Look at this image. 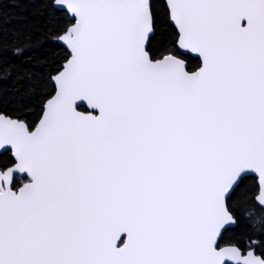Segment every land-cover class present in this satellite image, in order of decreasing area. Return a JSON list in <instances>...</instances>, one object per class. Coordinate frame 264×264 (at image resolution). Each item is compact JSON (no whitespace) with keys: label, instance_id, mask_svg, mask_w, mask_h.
Returning <instances> with one entry per match:
<instances>
[{"label":"snow or ice","instance_id":"obj_1","mask_svg":"<svg viewBox=\"0 0 264 264\" xmlns=\"http://www.w3.org/2000/svg\"><path fill=\"white\" fill-rule=\"evenodd\" d=\"M164 2L175 50L156 59L152 0H48L63 62L0 109V264H264L219 242L250 177L264 231V0Z\"/></svg>","mask_w":264,"mask_h":264},{"label":"trees","instance_id":"obj_2","mask_svg":"<svg viewBox=\"0 0 264 264\" xmlns=\"http://www.w3.org/2000/svg\"><path fill=\"white\" fill-rule=\"evenodd\" d=\"M154 14V32L150 37L147 48L153 58H161L175 50L176 32L168 21L167 10L161 0H152ZM49 7L48 0H0V64L8 68H16L7 76L0 72V97L3 103L0 109L15 115L13 109L19 111L15 103L23 90L30 83L33 72H40L63 62L65 48L59 45L54 36L57 35L55 21L62 26L68 24L67 15ZM17 49L20 54H17ZM187 70L198 68V59L183 55ZM83 110V109H80ZM20 118L32 123L37 122V111L30 107L20 113ZM10 163L8 152L0 154V165ZM257 185L254 178L246 181L244 189L238 191L229 206L236 217L233 228L223 232L220 246L236 245L241 251L252 250L264 258V248L256 244L264 242V231H258L259 225H253L245 218L246 211L251 212L253 206L256 211L259 207L254 202Z\"/></svg>","mask_w":264,"mask_h":264},{"label":"water","instance_id":"obj_3","mask_svg":"<svg viewBox=\"0 0 264 264\" xmlns=\"http://www.w3.org/2000/svg\"><path fill=\"white\" fill-rule=\"evenodd\" d=\"M161 1L164 3V6H165V2H164V0H161ZM165 8H166V7H165ZM56 10L62 11V12H64V13L66 14V10H65V9L57 8ZM67 17H68V19H69V16H68V15H67ZM168 21H169V23L174 27L175 32H177L174 23H173L169 18H168ZM152 34H153V33H152ZM152 34H150V37L152 36ZM57 43H58L59 45H61L63 48H65L64 45H63L61 42H57ZM147 44H148V42H146V47H147ZM180 52H181L183 55H188V56H190V57H192V58H196V59H198V62H199L198 67L200 66V58H199L196 54L188 53V52H186L185 50H180ZM161 58H162V57H161ZM186 69H187V67H186ZM197 69H198V68H196L195 70H197ZM195 70H193V71H195ZM34 126H35V124H34ZM34 126H33V127H34ZM3 152H5V151L2 150V149H0V154H2ZM254 175H255V174H253V176H254ZM255 181H256V185H257V193H256V195H255V197H254V202H255V204L260 208L261 206L259 205V202L256 200V197H257L258 194H259L258 178H256ZM234 226H235V224L229 226L228 229H229V228H233ZM225 246H231V245H223V246H221V247H225ZM248 251H250V250H247V251H244V252L242 251V252L246 255ZM229 264H231V262H229Z\"/></svg>","mask_w":264,"mask_h":264},{"label":"rangeland","instance_id":"obj_4","mask_svg":"<svg viewBox=\"0 0 264 264\" xmlns=\"http://www.w3.org/2000/svg\"><path fill=\"white\" fill-rule=\"evenodd\" d=\"M21 183H22V181L20 179H17L16 186L19 187Z\"/></svg>","mask_w":264,"mask_h":264}]
</instances>
